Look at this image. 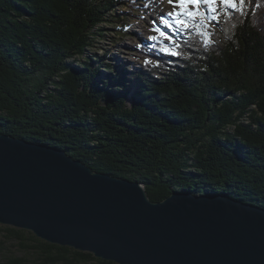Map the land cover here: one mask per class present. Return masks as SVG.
<instances>
[{
  "label": "trees",
  "instance_id": "obj_1",
  "mask_svg": "<svg viewBox=\"0 0 264 264\" xmlns=\"http://www.w3.org/2000/svg\"><path fill=\"white\" fill-rule=\"evenodd\" d=\"M200 4L118 67L111 47L87 50L107 22L125 33L134 0H0V134L138 182L152 202L220 193L264 209V0ZM29 236L41 264H115Z\"/></svg>",
  "mask_w": 264,
  "mask_h": 264
},
{
  "label": "water",
  "instance_id": "obj_2",
  "mask_svg": "<svg viewBox=\"0 0 264 264\" xmlns=\"http://www.w3.org/2000/svg\"><path fill=\"white\" fill-rule=\"evenodd\" d=\"M0 225L115 264H264V209L214 193L152 202L135 181L0 134Z\"/></svg>",
  "mask_w": 264,
  "mask_h": 264
},
{
  "label": "rangeland",
  "instance_id": "obj_3",
  "mask_svg": "<svg viewBox=\"0 0 264 264\" xmlns=\"http://www.w3.org/2000/svg\"><path fill=\"white\" fill-rule=\"evenodd\" d=\"M151 1V5L145 6ZM137 10L127 18L125 33L121 34L116 26V20L107 22L103 26L105 35L103 40L96 39L95 50H87L88 55L97 52L99 55L109 47L112 48V55L109 57L115 66H126L125 61L134 65H141L144 59L136 53V48L147 39L156 37L155 31L160 26L162 18L177 21L181 15L193 11L195 5L181 6L179 0H134ZM212 8L216 3H212ZM199 10L205 12L203 7L197 5ZM127 12V9H124ZM6 228L19 230L16 228L0 225V262H5L11 258L22 259L25 264H41L38 255L26 245L32 246L35 242L30 240L28 231H24L23 240L11 236Z\"/></svg>",
  "mask_w": 264,
  "mask_h": 264
},
{
  "label": "snow or ice",
  "instance_id": "obj_4",
  "mask_svg": "<svg viewBox=\"0 0 264 264\" xmlns=\"http://www.w3.org/2000/svg\"><path fill=\"white\" fill-rule=\"evenodd\" d=\"M201 2L211 3L212 0H179V4L185 7L188 5H199ZM223 2L226 4H231L232 0H223Z\"/></svg>",
  "mask_w": 264,
  "mask_h": 264
}]
</instances>
